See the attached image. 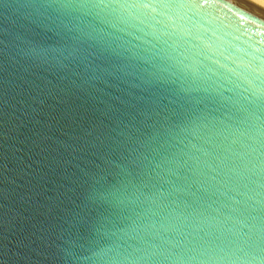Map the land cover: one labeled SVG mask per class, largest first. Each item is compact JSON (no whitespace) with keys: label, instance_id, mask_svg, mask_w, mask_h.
I'll return each instance as SVG.
<instances>
[{"label":"water","instance_id":"obj_1","mask_svg":"<svg viewBox=\"0 0 264 264\" xmlns=\"http://www.w3.org/2000/svg\"><path fill=\"white\" fill-rule=\"evenodd\" d=\"M262 10L0 0V264H264Z\"/></svg>","mask_w":264,"mask_h":264},{"label":"bare ground","instance_id":"obj_2","mask_svg":"<svg viewBox=\"0 0 264 264\" xmlns=\"http://www.w3.org/2000/svg\"><path fill=\"white\" fill-rule=\"evenodd\" d=\"M257 1L261 2L262 4H264V0H257Z\"/></svg>","mask_w":264,"mask_h":264},{"label":"snow or ice","instance_id":"obj_3","mask_svg":"<svg viewBox=\"0 0 264 264\" xmlns=\"http://www.w3.org/2000/svg\"><path fill=\"white\" fill-rule=\"evenodd\" d=\"M262 18H264V10H262Z\"/></svg>","mask_w":264,"mask_h":264}]
</instances>
